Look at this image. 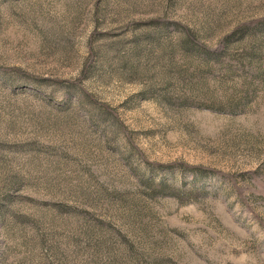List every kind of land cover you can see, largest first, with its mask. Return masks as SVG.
<instances>
[{"label": "rangeland", "instance_id": "obj_1", "mask_svg": "<svg viewBox=\"0 0 264 264\" xmlns=\"http://www.w3.org/2000/svg\"><path fill=\"white\" fill-rule=\"evenodd\" d=\"M0 264H264V0H0Z\"/></svg>", "mask_w": 264, "mask_h": 264}]
</instances>
